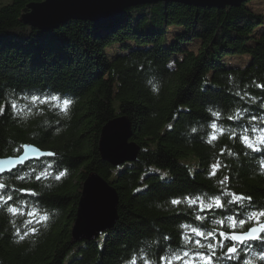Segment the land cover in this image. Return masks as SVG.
Here are the masks:
<instances>
[{
    "label": "trees",
    "instance_id": "16d2710c",
    "mask_svg": "<svg viewBox=\"0 0 264 264\" xmlns=\"http://www.w3.org/2000/svg\"><path fill=\"white\" fill-rule=\"evenodd\" d=\"M35 1L0 0V158L18 155L28 143L54 155L0 175L8 185L0 191L14 195L9 205H28H20L24 215L0 206V264H127L134 255L136 264H143L140 256L160 264L168 249L185 248L184 237L192 236L185 224L216 229L202 240L225 244L215 264L249 258L264 264L261 241L237 244L240 255L229 259L223 253L233 242L220 235L231 231L228 215L245 218L264 209V144L253 151L240 140L244 128L249 136L260 135L253 125L264 129V88L257 87L264 85V14L249 6L253 0L224 8L136 5L104 23L69 20L49 31L20 21L22 9ZM171 26L181 30L169 42ZM196 41L197 48L188 47ZM234 55L249 60L233 67L224 58ZM31 95L72 103L65 115L57 101L19 99ZM9 98L17 99L18 108L27 105L25 113L31 109L28 118L12 110ZM117 117L131 122L140 149L133 162L112 166L101 159L98 140L102 127ZM188 155L195 164L181 160ZM61 171L65 175L56 179ZM92 173L116 189L118 220L97 238L71 245L82 185ZM227 193L251 199L215 207V196L233 199ZM186 196L202 197L203 206ZM177 198L181 202L173 204ZM45 212L48 220L35 222ZM29 219L33 223L26 225ZM220 220L223 226L214 223ZM252 226L237 223L235 230ZM33 227L35 234L24 235Z\"/></svg>",
    "mask_w": 264,
    "mask_h": 264
},
{
    "label": "water",
    "instance_id": "95a60500",
    "mask_svg": "<svg viewBox=\"0 0 264 264\" xmlns=\"http://www.w3.org/2000/svg\"><path fill=\"white\" fill-rule=\"evenodd\" d=\"M245 1L40 0L25 5L22 9L20 21L23 24L37 27L42 31H48L59 27L69 20L104 23L119 15L124 9L136 5L174 2L196 7L224 8L226 6H240ZM132 134L131 122L126 117H117L109 120L102 127L98 140V151L101 159L112 166H119L124 162H133L137 158L140 148L132 140ZM47 153L52 152L42 149L34 151L32 148H22L18 155L8 156L13 157L11 161H8L6 157H2L0 159H4L5 162L0 164V169H2L0 175L9 173L30 161H38L42 158L50 157L46 155ZM17 156L22 159H16L15 157ZM118 204V193L112 184L97 173L88 175L83 182L77 203L74 222L70 230V244L73 245L80 241L95 239L100 234L112 229L118 220ZM237 244L242 245L240 243Z\"/></svg>",
    "mask_w": 264,
    "mask_h": 264
},
{
    "label": "snow or ice",
    "instance_id": "6c2138e0",
    "mask_svg": "<svg viewBox=\"0 0 264 264\" xmlns=\"http://www.w3.org/2000/svg\"><path fill=\"white\" fill-rule=\"evenodd\" d=\"M257 87L264 88V85H257ZM19 99L22 100H30L33 104H35L36 101H39L40 104H45L47 101H57V107H61V111L67 114V109L68 106L72 103L70 99H63L62 100V106L60 104L61 97L55 96V95H50V96H44L43 99H41L40 96L38 95H31L29 96H23L20 97ZM8 103L10 104L11 108L13 111H17L18 114H21L23 118H28V115L31 112V109H28V112L25 113L24 109L27 107V105H22L18 108V102L16 98H9ZM3 113V107H0V114ZM213 116H218V112H213ZM232 117H228V119H231ZM252 121H255L257 117H251L250 118ZM211 127L213 130L217 128L216 123H212ZM193 132L196 131L195 128L192 129ZM251 131L253 133L259 132V136H249V129L244 128L242 134L240 135V140L242 143L245 144L246 147L251 148L253 151H259L260 148L258 145L264 144V129H257L255 125H253ZM221 132L223 130L221 129ZM23 149H28L32 148L34 151H40L39 148H36L33 145H21L20 146ZM16 152H20V148H17L15 150ZM231 154V153H229ZM46 155H54V153H47ZM16 159H22L20 156L15 157ZM8 161H11L13 157H6ZM4 159H0V164L4 163ZM264 164V162H262ZM52 165L49 164L48 168H51ZM219 167V162L217 164L212 165V168H218ZM2 171V169H0ZM9 171H11L9 169ZM33 171H35L33 169ZM47 171V169H45ZM41 175L36 176V179L39 180L41 178ZM65 175V172L61 171L59 175H57L55 178L60 179ZM210 175H215V171L211 172ZM16 179H24V176H17L15 177ZM227 180V177L224 178ZM50 186V185H48ZM8 187L7 183L3 180H0V190H4ZM21 192H27L30 193L31 195L35 196L37 193L29 190V189H20ZM226 195H230L233 197V199H229L226 202L220 197V196H215L213 197L214 205L215 207L218 208H223L225 203L227 204H232L237 201H244V200H250V197H245L242 195H237L235 193H227ZM185 199L189 200L191 204H195L197 201H200L202 206H203V198L200 196H196L195 198L191 196H186ZM14 200V195L12 192H7L4 193L0 191V206L8 205L7 211L9 213L15 214L17 212H20L21 215H24L23 209L20 207V205H24L27 207L28 205L25 204L24 201H17L16 203L9 205V201ZM181 201L179 198L172 200L173 204H179ZM208 208L213 207L212 203H209L207 205ZM36 212L35 210L29 211L27 215L29 217H32L35 215ZM48 214L42 213V220H37L35 222L37 223H43L48 220ZM197 220H203V217H196ZM227 222H228V227L231 229V231H225L221 232L220 235L223 237L225 240L232 241V246L227 247L226 253H223L224 256L228 257L229 259H233L237 256L240 255V249L237 248V243L243 244L246 241L250 240H259L262 242V251L260 253L259 259L264 260V237L260 235V233L264 232V209H257V210H252L248 213L245 214V218H240L239 213L237 215H228L227 216ZM26 225L32 224L33 221L31 219L25 221ZM214 223L223 226L225 224L224 220L220 221H215ZM237 223L240 225L241 229L245 227L247 224H252V227H248L246 231H240L237 232L236 225ZM182 227L185 228H190V231L192 233V236L200 237L201 239H192V236L186 235L183 239V243L185 245V248H177V249H168L167 253L164 255H161L159 257L160 264H177V261H185V264H215L214 257H216L217 250H223L225 248V244L222 242H217V243H203L202 240L205 238H212L215 235L216 229L214 228H209L204 230V225L201 224L199 226H193L190 224H185L182 225ZM38 231L36 228H30L28 229V232H26L24 235L28 234H35V232ZM17 234L20 235L19 230L17 231ZM24 235H20V238L23 239ZM187 245H193L194 249L193 251H188L186 246ZM203 249H206V251H201ZM242 259L243 257L240 256ZM140 259L143 261V264H157V261L155 259H145L143 256H140ZM137 257L134 255L127 264H136ZM244 264H255V261L251 258L244 260Z\"/></svg>",
    "mask_w": 264,
    "mask_h": 264
},
{
    "label": "rangeland",
    "instance_id": "374dc122",
    "mask_svg": "<svg viewBox=\"0 0 264 264\" xmlns=\"http://www.w3.org/2000/svg\"><path fill=\"white\" fill-rule=\"evenodd\" d=\"M249 6L252 7L255 11L257 12H261L264 14V0H253L249 3ZM118 16V15H117ZM115 18V17H114ZM180 27L178 26H171L169 27V33H168V41L171 42L174 38L175 35L178 34L180 32ZM257 32H260V28L257 29ZM197 43L199 42H192L190 45H188L189 48L196 46L197 48ZM108 52H113L115 50V47H111L107 49ZM249 60L248 56H238V55H234V56H227L224 58V61L226 63H228L229 65L233 66V67H240L242 68L243 66H245V64L247 63V61ZM181 160L184 163H193L195 164V160L191 155H188L185 158H181ZM190 169H195L194 167H190ZM230 247V246H229Z\"/></svg>",
    "mask_w": 264,
    "mask_h": 264
},
{
    "label": "bare ground",
    "instance_id": "6f19581e",
    "mask_svg": "<svg viewBox=\"0 0 264 264\" xmlns=\"http://www.w3.org/2000/svg\"><path fill=\"white\" fill-rule=\"evenodd\" d=\"M54 29H55V28H54ZM50 30H52V29H50ZM48 31H49V30H48ZM124 163H126V162H124ZM124 163H123V164H124ZM121 165H122V164H121ZM119 166H120V165H119Z\"/></svg>",
    "mask_w": 264,
    "mask_h": 264
}]
</instances>
